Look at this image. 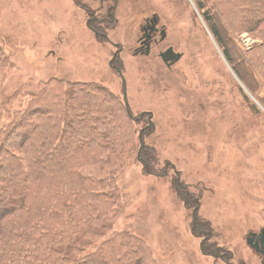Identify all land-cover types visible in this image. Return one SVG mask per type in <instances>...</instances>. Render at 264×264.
Here are the masks:
<instances>
[{
  "label": "rangeland",
  "instance_id": "1",
  "mask_svg": "<svg viewBox=\"0 0 264 264\" xmlns=\"http://www.w3.org/2000/svg\"><path fill=\"white\" fill-rule=\"evenodd\" d=\"M73 1L0 0V137L16 110L44 88L57 89L56 80L105 88L121 102L120 107L111 101L110 113L125 116L124 77L132 116L143 112L151 119L133 117L134 137L107 155L104 165L86 161L71 171L70 181L84 191L74 203L81 201L85 218L97 214L100 202L97 193L86 192L113 179L120 192L113 230L147 244L149 264H263L246 245V236L264 229V72L255 69L256 91L250 94L192 0H107L115 1V21L107 30L110 41L102 47L86 29L83 13L102 0ZM208 2L214 13L226 6ZM152 14L166 30L159 50L171 46L181 54L170 69L159 50L132 56L139 26ZM230 37L241 52L264 53V27ZM113 42L124 47L119 74L109 67ZM83 98L85 104L96 100L93 95ZM145 124L150 128L139 134ZM226 129H231L229 135ZM22 181V176L5 180L10 186L3 191L6 199L11 190L23 191ZM179 184L196 196L188 207L176 190ZM68 210L64 219L78 218Z\"/></svg>",
  "mask_w": 264,
  "mask_h": 264
},
{
  "label": "trees",
  "instance_id": "2",
  "mask_svg": "<svg viewBox=\"0 0 264 264\" xmlns=\"http://www.w3.org/2000/svg\"><path fill=\"white\" fill-rule=\"evenodd\" d=\"M192 1L236 78L253 94L255 69L264 72V53L241 52L230 33L262 29L264 12H257L264 9V0H217L226 6L216 13L207 5L209 0ZM56 81L57 89L46 87L30 98V104L16 110L2 130L0 264H117L123 259L127 262L120 264H149L152 252L147 244L113 230L120 198L116 180H102V189L86 192L97 193L102 203L97 202V214L85 218L88 212L81 201L74 203L84 191H78L68 177L86 161L102 160L104 165L107 155L134 137L124 103L126 115L114 116L109 105L118 102L105 88ZM88 95L96 98L93 105L84 103ZM12 176H22L24 189L9 191L6 199L3 191L10 186L4 182ZM46 184L51 186L42 190ZM86 205L91 207L88 200ZM68 209L78 218L64 219Z\"/></svg>",
  "mask_w": 264,
  "mask_h": 264
},
{
  "label": "flooded vegetation",
  "instance_id": "3",
  "mask_svg": "<svg viewBox=\"0 0 264 264\" xmlns=\"http://www.w3.org/2000/svg\"><path fill=\"white\" fill-rule=\"evenodd\" d=\"M114 2L115 1L108 2L107 0H102L99 2V5L96 7V9L91 10L90 7H85L83 10L84 15L86 16V18L84 19V25H85L86 29L91 34H93L95 36L94 41H96L97 45L101 46V47L104 44H106V42L109 43V41H110L107 37V30H109L111 28V25H112L111 21L112 20L115 21L114 13H115L116 6L113 4ZM154 15L155 14H152L151 17L143 18V23L139 26L140 36L137 37V39H135L134 42H132V44H134L132 49H131L132 56H134V57L135 56H146L147 57L152 52L158 51L159 46L165 40L166 30L164 29L163 26L159 25V18H158L157 24H154V23L152 24V22H151V19L154 17ZM162 31H164L165 36L163 35ZM111 46L114 48V50H113L111 57H110V60H109V67L112 70H116V72H117L118 71L117 64L122 62V59L120 58V54L123 52L124 47L120 46L119 44H117L115 42H113L111 44ZM168 49H172L173 53L180 54V53H177L176 51H174L171 46H168L163 51L162 50L158 51V55L160 56V58H161V54L166 52ZM172 55L173 54H171L170 57H172ZM161 60H162V58H161ZM162 62H163V60H162ZM165 66L167 67L166 64H165ZM169 69H170V67H169ZM118 74H119V71H118ZM99 79H100V77H99ZM123 79H124V77H123ZM124 82H125V79H124ZM121 84H122V81H121ZM121 95H122L123 103L125 105L126 111L128 112V116L130 119H133V117L135 120L136 119H145V118L147 120L151 119L150 114L143 113V112L141 114H139L140 115L139 118L132 116V112L128 108V99H127V93H126V82L124 85L122 84ZM124 97H126L127 103L124 102ZM149 128H150V125L145 124L143 127H141L139 129V134H141L142 131H145L146 129H149ZM143 147H144V144H142L141 149ZM177 181H178V179H177ZM176 190H178L181 193V195L187 199V202L184 203L185 205H187V207L189 206V204L194 203L196 196H194V198H192L188 193L189 190L187 189V187H184L183 184L177 185ZM181 190H183V191H181ZM196 209H197V207L194 209V212H196ZM263 231H264V229L260 230V232H258V233H255V232L248 233V235L246 236V245L250 249L254 250V252L256 254H259L261 256V258H262L261 262H263V264H264V257L259 252H257L254 249V247L250 246V244L248 243L249 240H252L253 244H258L260 246L262 244L261 238L263 236L262 235ZM211 248H213L212 245H207V249H211ZM238 264H242V263L239 262Z\"/></svg>",
  "mask_w": 264,
  "mask_h": 264
},
{
  "label": "water",
  "instance_id": "4",
  "mask_svg": "<svg viewBox=\"0 0 264 264\" xmlns=\"http://www.w3.org/2000/svg\"><path fill=\"white\" fill-rule=\"evenodd\" d=\"M151 22L152 24L153 23L157 24L158 16L154 15V17L151 19ZM162 33L165 36L164 31H162ZM171 54H173L172 57H170ZM161 58L163 62L167 65V67L169 68L172 64H174L181 58V54L173 53L172 49H168L166 52L161 54ZM121 81H122V84L124 85L125 82H124L123 77H121ZM126 101H127L126 97H124V102L127 103ZM262 235H263L261 238L262 244L260 246L258 244H253L252 240H249L248 243L250 244V246L254 247V249L264 257V231Z\"/></svg>",
  "mask_w": 264,
  "mask_h": 264
},
{
  "label": "bare ground",
  "instance_id": "5",
  "mask_svg": "<svg viewBox=\"0 0 264 264\" xmlns=\"http://www.w3.org/2000/svg\"><path fill=\"white\" fill-rule=\"evenodd\" d=\"M227 112H229V109H228L226 112H224V113L228 114ZM228 118H229V117H228ZM228 126H229V125H228ZM226 133L229 135V134L231 133V129H226ZM236 134H238V136H239L238 131H237Z\"/></svg>",
  "mask_w": 264,
  "mask_h": 264
}]
</instances>
